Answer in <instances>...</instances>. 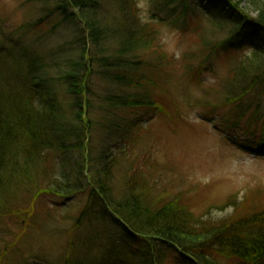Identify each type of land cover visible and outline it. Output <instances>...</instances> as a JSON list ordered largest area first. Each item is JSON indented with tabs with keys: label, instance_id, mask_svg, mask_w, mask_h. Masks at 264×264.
I'll return each instance as SVG.
<instances>
[{
	"label": "rangeland",
	"instance_id": "374dc122",
	"mask_svg": "<svg viewBox=\"0 0 264 264\" xmlns=\"http://www.w3.org/2000/svg\"><path fill=\"white\" fill-rule=\"evenodd\" d=\"M57 1L0 0V93L28 102L31 89L22 77L32 72L28 85L42 78L58 104L62 101L67 115L61 121L65 119L72 128H87L84 147L90 171L107 161L108 155L109 159L120 157L116 195L125 192L126 180L132 177L165 200L177 199L196 221L229 219L235 214L247 220L264 212V156L242 146L247 143L244 133L228 131L216 120L227 118L232 109L218 107L221 99L212 90L227 78L233 59L241 54L239 49L225 51L221 43L229 33L207 20V16L222 17V10L208 0H138L139 14L168 63L149 53L148 59H142L145 64L137 68L140 79L147 82L129 88L98 77L94 66L91 73V64L93 85L88 95L93 109L90 113L85 107V119L91 122L83 123L76 121L70 109L63 79L78 63L79 44L87 41V33L80 19L65 20L76 10L68 9L66 15L55 12ZM251 15L256 14L252 11ZM242 36L250 39L249 33ZM215 44L220 45L217 51ZM98 65L104 69L101 62ZM12 69L19 78L9 77ZM148 97L151 100H144ZM124 98L154 101L159 110L117 109L114 101ZM29 102L33 110L43 111L38 101ZM49 102L54 108L55 101ZM210 111L215 115L212 121L205 118ZM145 113H152V118L139 123L136 118ZM133 120L140 127H134ZM51 143L40 148V154L20 153L18 170L3 179L0 264H100L115 245L123 250L121 257H127L126 251L137 246V241L128 237L121 224L78 222L89 188L73 194L57 190V182L64 183L70 156L59 143ZM125 154L128 158L121 159ZM123 170L130 174L124 176ZM83 182L87 187L88 181Z\"/></svg>",
	"mask_w": 264,
	"mask_h": 264
},
{
	"label": "trees",
	"instance_id": "16d2710c",
	"mask_svg": "<svg viewBox=\"0 0 264 264\" xmlns=\"http://www.w3.org/2000/svg\"><path fill=\"white\" fill-rule=\"evenodd\" d=\"M151 1L156 3L157 0ZM175 2L187 3L188 0ZM208 2L222 10V17L207 16V20L216 29L229 33L227 39L221 43L225 51L234 52L239 49L241 52L233 59L232 70L227 78L212 90L221 99L218 107L232 109L227 118L219 116L216 120L222 121L228 131L232 129L244 133L247 143L242 146L264 156V0ZM108 8L111 9L109 12ZM68 9L76 10V13L65 17V20L80 19L85 26L87 41L83 40V44H79V61L75 63L73 70L64 75L63 80L71 99L69 106L75 113L76 121L79 119L83 123L85 120L90 123V119H85L88 111L85 107L91 113L93 104L88 95L92 92L93 85L89 74L91 64V73L94 66L98 70V77L114 85L129 88L139 87L141 82H147L144 77L140 79L137 68H140V64H145L142 59H148L149 53L158 54L163 64L168 63V59L159 51L154 37L150 36L151 28L139 14L138 0L56 2L55 12L63 11L66 15ZM252 11L256 14L255 17H252ZM245 33L250 34V39L243 40L245 36L242 35ZM219 46L215 44L214 50L217 51ZM99 62L102 63L103 70L99 67ZM10 74L11 78H19L16 69H12ZM32 75V72H28L22 77L23 84L31 89L30 96L26 99L41 103L42 112L33 110L34 105L29 101L24 102L15 95L0 93V194L5 192L3 179L12 171L13 174L18 170L16 164L20 153H27L29 156L31 153L40 154V148L51 145L54 140L70 156L66 159V164L70 167L63 175L64 183L58 181L57 190L73 194L84 193L89 188L88 203L78 222H118L125 228L128 237L137 241V246H131L126 251L127 257L122 258L123 250L115 245L119 249H109L100 264L264 262V212L247 220L235 214L229 219L196 221L192 212L177 199L165 200L132 177L126 180L125 192L116 195L120 157L109 159L108 155L107 161L90 171V161L84 147L87 128H72V124L66 123L65 119L62 122L60 117L67 115L60 106L62 101L58 104L57 96L42 78L35 79L37 81L30 85L26 84L27 78ZM51 100L55 101L54 108L49 102ZM114 104L117 109L130 108L139 111L146 108L153 110L152 112L159 110L154 101L142 103L130 99L129 102L124 98L114 101ZM46 106L49 110L44 109ZM152 116V113L150 116L148 113L139 114L136 119L139 123H145ZM214 117V113L210 111L205 118L212 121L211 118L214 120ZM133 121L134 127H140ZM221 128L219 130L222 131ZM74 140L78 143L75 144ZM26 145L29 146L28 150H25ZM73 145L75 146L71 148ZM124 157L128 158L125 154L121 159ZM127 171L129 170L122 171L124 176ZM83 180L88 181L87 187ZM2 209L0 207L1 211Z\"/></svg>",
	"mask_w": 264,
	"mask_h": 264
}]
</instances>
